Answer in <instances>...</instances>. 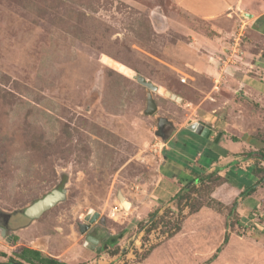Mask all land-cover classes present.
<instances>
[{"label":"rangeland","instance_id":"1","mask_svg":"<svg viewBox=\"0 0 264 264\" xmlns=\"http://www.w3.org/2000/svg\"><path fill=\"white\" fill-rule=\"evenodd\" d=\"M208 50L210 76L192 68ZM262 67V34L170 0H0V263H26L27 247L67 264H264V183L233 211L215 177L171 200L154 191L165 142L196 117L263 167L264 98L242 97L236 78L264 83ZM139 80L158 89L151 115Z\"/></svg>","mask_w":264,"mask_h":264},{"label":"crops","instance_id":"2","mask_svg":"<svg viewBox=\"0 0 264 264\" xmlns=\"http://www.w3.org/2000/svg\"><path fill=\"white\" fill-rule=\"evenodd\" d=\"M171 3L178 9L201 19L205 20H218L223 19L227 21H242L245 25H248L253 31L262 34L260 30L264 29V0H170ZM241 16H246L244 19ZM262 25V26H260ZM218 28V26H214ZM221 29L217 30L219 32ZM223 30V29H222ZM226 33L224 30L222 31ZM216 36V39H221L223 36ZM227 34V33H226ZM263 35V34H262ZM264 36V35H263ZM215 41V40H214ZM213 42V41H211ZM216 42V41H215ZM210 41L208 42L209 45ZM210 46V45H209ZM211 46H214L211 44ZM216 47V48H215ZM222 46H214L217 51ZM210 53H204L205 61L201 60L192 66L193 70L204 73L207 76L214 75L218 71L217 65L212 64L211 61H217L219 55L214 50H208ZM214 54V55H213ZM207 58L211 63L208 62ZM233 67V66H231ZM264 69V67H262ZM235 75L238 78L239 90L242 91V97H248L252 99L261 100L264 98V83L260 82L255 76ZM201 121L210 126V133L207 137H202L184 127H179L173 132V134L165 142V150L167 158H163V170L160 173L158 182L154 188L155 197L158 200L166 201L171 200L178 192H184L185 181L182 180V176L191 175L190 171L196 165V160L199 157V153L206 150L207 144L212 142L218 146V150L212 153L217 154L216 160L209 165L205 173L216 172L220 177H224L225 173L231 168L233 170L248 172L254 165L250 164L251 157H244L246 167L241 166L240 162L243 152L249 151L248 149H240L241 141L228 136L226 132L215 131L214 123L207 119V116L196 117L191 122ZM186 129L187 131H183ZM182 140H187L191 144L199 145V152L194 157H191V149L182 145ZM241 146V147H240ZM226 151V153H224ZM210 153L212 156L213 154ZM190 160V163L186 165V161ZM183 161L184 163L181 165ZM195 164V165H193ZM264 165V162H262ZM233 180L239 182V176L234 175ZM195 182L194 184H198ZM242 186V185H241ZM220 187H227L230 191H233V198L239 195L243 187L234 186L228 182L220 183ZM260 190V189H259ZM256 191V190H255ZM254 191V192H255ZM213 195V194H212ZM252 195L247 196L250 197Z\"/></svg>","mask_w":264,"mask_h":264},{"label":"trees","instance_id":"3","mask_svg":"<svg viewBox=\"0 0 264 264\" xmlns=\"http://www.w3.org/2000/svg\"><path fill=\"white\" fill-rule=\"evenodd\" d=\"M260 32L264 35V29L260 30ZM183 131H187L186 129H183ZM182 145L184 147H187L189 149H191V153H189V155L191 157H194L195 155H197V153L199 152V145L198 144H191L189 141L187 140H182ZM218 150V146H216V144L210 142L207 144L206 150L204 149L203 151H201L199 153V157L196 160V165L193 167V169H191L190 174L188 176H182V180L185 181V185L183 186V188H185V191L189 188V185L194 184L195 182H199V183H203L204 181H209L212 177H215L217 180H220V183L222 182H228L234 186H241L243 182L247 183L245 185H243L242 190L239 193V197L240 198H246L247 196L251 195L257 188V186L261 185L264 183V165L262 166H257V167H252L250 168V170L248 172H243V171H238V170H233V169H229L224 177H220L219 175L216 174V172H210V173H206L205 171L207 170V168L209 167V165L211 163H213L216 158H217V154H214L212 152L217 151ZM166 150L162 149V154H163V158L168 159L167 155H166ZM212 153L213 156L210 154ZM226 153V151L224 152ZM242 155H244L243 157H251L252 155H254L253 151H246L242 153ZM262 157H264V154L261 155ZM184 162L181 161V163L179 164H183ZM190 163V160L186 161V165L184 164V167H187V164ZM262 165V163H261ZM234 175H238L239 176V182H235L233 180V176ZM184 191V192H185ZM184 192L180 193L178 192L173 198H175L177 195H183ZM171 198V199H173ZM213 199H211L212 201ZM214 201V200H213ZM216 205H220V202H216ZM237 205V198H235L232 202V206H231V211L235 210ZM154 214H151V217ZM116 237H110L109 239V243H114L116 241ZM227 241V237L224 238L223 242L225 243ZM18 257H20L21 259H23L26 263H21V262H16L13 258H10V261L7 263H0V264H67L65 262H62L56 258H53L51 256H47V255H43L40 251L32 249V248H27V247H21L18 252Z\"/></svg>","mask_w":264,"mask_h":264},{"label":"water","instance_id":"4","mask_svg":"<svg viewBox=\"0 0 264 264\" xmlns=\"http://www.w3.org/2000/svg\"><path fill=\"white\" fill-rule=\"evenodd\" d=\"M139 82L145 86L148 89V93H147V102H146V108L144 110L145 114L151 115L155 112L156 110V103L154 101V99L151 96L150 91H157L158 89L153 86L150 82L144 81V80H139ZM164 95L168 96L171 99H175L177 102L181 101V98L170 93L169 91H165ZM166 122V120L164 118H159L158 119V133L161 130L162 126L164 125V123ZM186 128L202 137H207L210 133V126H208L207 124L201 122V121H196V122H189L188 125L186 126ZM47 196H52L53 198L50 200V202L46 205H42L41 209L38 210L37 213L32 214V212H30L29 210L33 207V205L35 203L38 204H42V201L44 198H46ZM45 196L44 198L40 199L39 201L35 202L31 207L27 208L24 210L23 214L27 217H34V216H38L41 212H43L46 207H49L50 205H53L57 200H59L62 197V193L61 191H56L53 192L49 195ZM118 199L121 201L123 196L122 194L118 193L117 195ZM97 213L92 214V211L89 212L86 216L85 219L92 222L93 219L96 217ZM89 227V223L88 224H83L80 228V231L82 233H85V231L88 229ZM1 234L4 236L5 235V229L1 230ZM98 243V239H96L95 237L91 236V235H87L86 240L84 242V246L89 248V249H93L96 244ZM100 250V247L97 246V251Z\"/></svg>","mask_w":264,"mask_h":264},{"label":"bare ground","instance_id":"5","mask_svg":"<svg viewBox=\"0 0 264 264\" xmlns=\"http://www.w3.org/2000/svg\"><path fill=\"white\" fill-rule=\"evenodd\" d=\"M121 202L124 207H127L129 205V203L124 198H122Z\"/></svg>","mask_w":264,"mask_h":264},{"label":"built area","instance_id":"6","mask_svg":"<svg viewBox=\"0 0 264 264\" xmlns=\"http://www.w3.org/2000/svg\"><path fill=\"white\" fill-rule=\"evenodd\" d=\"M119 208L122 209V207L119 205ZM115 210H117V207L114 208Z\"/></svg>","mask_w":264,"mask_h":264},{"label":"flooded vegetation","instance_id":"7","mask_svg":"<svg viewBox=\"0 0 264 264\" xmlns=\"http://www.w3.org/2000/svg\"><path fill=\"white\" fill-rule=\"evenodd\" d=\"M9 217L11 218L12 216H9ZM10 218H9V219H10ZM25 218H26V216H25ZM7 226H8V224H7ZM8 228H9V227H8Z\"/></svg>","mask_w":264,"mask_h":264}]
</instances>
